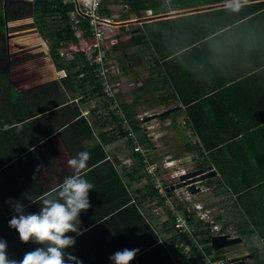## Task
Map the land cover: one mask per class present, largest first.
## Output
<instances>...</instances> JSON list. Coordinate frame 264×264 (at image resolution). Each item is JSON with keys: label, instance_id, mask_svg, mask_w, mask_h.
<instances>
[{"label": "crops", "instance_id": "crops-1", "mask_svg": "<svg viewBox=\"0 0 264 264\" xmlns=\"http://www.w3.org/2000/svg\"><path fill=\"white\" fill-rule=\"evenodd\" d=\"M134 1V6L131 0L102 2L104 13L116 25L107 43L113 59L121 69L118 76L121 78L120 85L116 93L124 114L135 119L139 114L156 112V120L153 121H158L154 130L155 140H150L141 126L137 130L134 127L135 121L132 123L135 133L142 131L141 138L136 133L140 143L147 148L153 146L147 157L150 163L159 162V156L164 155L165 159L179 160L178 166L189 167L190 172L206 166L216 170L215 175L196 183L199 190H191L190 201L175 197L173 187L167 185L168 198L175 202L179 213L183 205H202L203 209L199 211H206L211 220H216V215L225 210V200L228 203L230 197L236 200L238 195L255 190L258 194L255 200L264 201V182L251 183L255 179H264V0H239L238 10L229 6L234 5L235 0ZM10 23L6 32L11 35ZM115 27L119 33H114ZM141 35H144L146 42L140 39ZM45 47L49 48L47 45ZM49 50L46 53L34 52L48 55L51 59L49 63L16 70L25 73L54 65L42 72L37 81L33 79L37 83L26 79L20 88L11 86L14 88L12 91L22 94L17 108H24L23 120L20 122L24 123L20 143L23 146L22 154L11 163L16 175L24 182V196H29L24 208L28 213H38L41 198L66 177L73 175L68 160L79 152L87 151L90 154L87 162L89 165L91 151L97 143L107 153V158L100 163H107L106 168H117L120 176L125 173L134 174L135 180L131 182L133 185L129 187L126 178H123V182L132 195L130 203L138 205V194L133 189L143 184L139 185L142 181L136 183L139 172L138 169L134 171L133 166L135 154L142 159V164L143 157L134 150L123 123L122 129L114 130L110 124L101 126L106 118L98 117L97 130L92 136L87 135L79 119L85 117L89 123H93L94 119L88 116V111L98 107L99 99L87 98L85 96L88 94L64 83ZM21 53L24 55L23 51ZM74 53L79 52L67 55L73 57ZM26 56L13 65L35 57ZM51 74H55V77L47 79ZM166 78L169 79L168 83L165 82ZM120 86L129 92L124 95V100L119 97ZM124 104L129 106L127 111ZM167 131L177 134L178 139L165 142L163 138ZM100 132L105 135L103 141ZM121 138L126 139L129 152L125 151V145L118 144L112 153L110 145ZM194 146L201 149V156L190 151L189 148ZM198 161L200 164L197 165ZM129 162L133 165L128 168L124 164ZM98 164L88 167L86 174ZM143 165L144 172L151 179L150 196L157 190L160 199L167 205L166 194L156 188V181L166 184L171 180L174 169L162 167L156 178ZM101 169L103 171L97 169L93 172V177H105L107 172ZM93 177L91 174L85 176L93 185L89 192L91 208L80 215V228L87 230L80 236L68 233L75 238L76 244L65 251L76 256L82 264H108L111 261L108 257L117 251L118 245L115 251L111 250V240L104 234L116 238L122 230L125 231V227L122 229V226L113 225L112 217L117 210H105V203L99 199L100 196L103 198V193L99 196L95 193L94 183L98 185L105 180L99 182ZM144 181L146 186V179ZM168 208L175 219L173 209L170 206ZM156 210L155 207L150 214L156 217ZM194 213L196 210L189 215L196 216ZM99 214H103L99 222L105 224L106 229H94L95 224L87 222V219ZM244 226L233 223L226 228L225 233L234 232L239 237H247L244 235L249 234L246 231L249 226L247 223ZM98 231L106 239H100L97 242L99 247L94 248ZM211 232L212 237L222 235V232L214 229ZM89 233L92 234L89 236ZM29 243L40 247L32 241ZM210 245L216 248L212 242ZM186 248L189 250V246ZM226 248L216 249L222 251ZM228 260L229 264L236 263L233 257ZM130 264L148 263L145 260H132Z\"/></svg>", "mask_w": 264, "mask_h": 264}, {"label": "trees", "instance_id": "trees-1", "mask_svg": "<svg viewBox=\"0 0 264 264\" xmlns=\"http://www.w3.org/2000/svg\"><path fill=\"white\" fill-rule=\"evenodd\" d=\"M131 2L134 6L135 3L133 2L135 1L131 0ZM133 6L132 8H134ZM73 8L74 3L66 2V0H0V28L6 31L10 21V27H13L24 24L25 22H20L22 18H34V24L37 30L33 29L32 35L35 33L33 39H39L41 34L49 41V53L59 70L62 81L82 91L83 94H88L85 97L90 99L97 98L99 99L98 103L102 102L101 112H99L98 107L88 111L90 117L94 119L93 123L90 124L85 117L79 119V122L83 123L85 131H87V135L92 136L93 132L97 130L96 125L98 117L106 118L105 123H102L101 126L110 124L111 127H114V130H120L122 129L121 124L123 123L122 117L115 112L113 100L103 94L98 79L89 64L87 55L83 52H79L74 53L73 57L69 58L68 55L62 54L63 49L67 47L76 48L87 41L92 42L95 40L87 31L88 26L86 21L80 24V28L84 31L82 37L76 36L75 24L69 16V12ZM164 25L166 24L164 23ZM15 39L19 41V39L14 38V40ZM140 39L146 42L144 35H141ZM2 46L6 47L8 50L6 54L7 57L23 51L21 47L13 44H8V46H6L4 41L0 38V47ZM44 52L46 53L48 51ZM48 58L50 57L46 55L31 61L20 62L16 69H30L41 64L49 63L50 61ZM192 62L193 61H190L191 64ZM165 66L167 67L166 63ZM1 75L8 82V86L6 87L8 90L0 93V97H6V104L0 106V240L7 242L6 252L9 259L19 261L23 259L25 253L35 250L39 246L30 244L29 242H21L18 231L9 227V220L16 215L13 210L14 205L17 202H22L23 205H25L29 196H24V182L16 175L11 164L15 158L22 154L20 138L17 135L23 132L24 123H20L23 119H19L21 115L15 110V104L17 106V102L13 100V97H16L19 98L17 100L21 101L22 94L18 95L11 90L12 88L9 83L11 76L7 73ZM52 77H55V74L48 75L47 79H51ZM172 79L174 78L172 77ZM165 82L168 83L169 79L166 78ZM85 97L83 98L85 99ZM124 107L126 111L129 109V106L126 104H124ZM134 121L136 123H134ZM132 123H134V127H137L138 130L140 127L139 121L137 123L136 119H132ZM199 131L201 132V130ZM104 136L105 135L100 132L101 141H103V138L105 139ZM189 149L193 151V153H196L197 156L203 154L198 146ZM106 158L107 153L104 151L103 146L97 143L91 151V161L88 167L98 164ZM134 159V171L138 169L137 172H139L136 183L141 182L143 179L147 181L146 186L143 185L140 188L133 189V192L138 194V205L133 202L130 203L132 195L125 188L123 182V178H126L127 182H129L127 185L129 187L133 185L131 183L135 180L133 173H125L120 176L117 168L113 166L106 168L107 163H100L86 174V176L91 174V177H93V172L97 169L103 171L101 168H104L107 172L106 176L103 178L98 179L93 177L95 181H106V183L103 181L102 183H98V185L94 183L95 193L98 196L103 193V198H101V196L98 198L101 202L105 203V210H109L110 212L117 210L112 217L113 225L122 226V229L125 227V231L122 230L119 237L114 238L112 236L109 237L108 234H104L111 240V250L115 251L117 245V251L138 248L140 249L138 252L139 255L137 254L133 260H145L148 264H211L210 262L214 261H218L222 264H229V261H226L225 252L223 250H217L214 246L210 245L212 238V223L197 219L195 216L189 215V213L186 212L185 215H187L192 225L191 231H180L171 214V210L165 205L163 199H160L157 190L156 193L150 196L149 192L152 190L150 186L151 179L144 172L145 166L142 164V159L137 154H135ZM198 164H200L199 161L197 165ZM255 181L264 182V179H255L251 183ZM254 191L255 190L250 191L249 194L238 195L236 200L230 197L228 198V203L225 200V210L216 215L215 222L222 223L224 229L231 224L233 225V223L243 227H245L244 223H247L249 228H246V231L249 234L244 236H247L250 240L248 244L250 249L249 252L252 254V259L255 264H264V201L260 199L259 201L255 200L258 194ZM155 198L156 204L154 206L153 203ZM155 207L156 209L160 207L162 210L164 209L166 214L164 220L162 219V214L159 215L160 213H156V217L150 214ZM24 211L28 213L25 208ZM102 216L103 214H99L94 218L87 219V222L91 225L95 224L93 226L94 229H106L107 226L99 222ZM92 233H89V236ZM98 233L99 231L96 233L94 248L99 247L97 246V242L100 239H106L105 236ZM250 236H253L252 240ZM256 238L260 240V242H256ZM187 246H189V250H186ZM237 263L238 262L234 264ZM108 264H113V261H109Z\"/></svg>", "mask_w": 264, "mask_h": 264}, {"label": "clouds", "instance_id": "clouds-1", "mask_svg": "<svg viewBox=\"0 0 264 264\" xmlns=\"http://www.w3.org/2000/svg\"><path fill=\"white\" fill-rule=\"evenodd\" d=\"M229 6L238 10L239 0ZM89 159L90 154L82 151L68 160L73 175L66 177L61 184L41 198L42 204L38 213H25L22 202L14 205L16 215L9 220V227L18 231L21 242L32 241L45 246L25 253L23 259L17 261L9 259L6 252L7 242L0 240V264H82L81 260L65 250L76 244L75 238L67 235L68 233L80 236L87 230L80 228V215L91 208L89 192L93 185L85 178ZM207 223L217 225L215 220H207ZM225 231L226 228L221 227L219 232L229 234ZM139 251L138 248L124 249L111 255L109 259L113 264H130Z\"/></svg>", "mask_w": 264, "mask_h": 264}, {"label": "built area", "instance_id": "built-area-1", "mask_svg": "<svg viewBox=\"0 0 264 264\" xmlns=\"http://www.w3.org/2000/svg\"><path fill=\"white\" fill-rule=\"evenodd\" d=\"M66 1L74 3V8L69 12V16L75 24L76 36L82 37L84 31L82 28H80V24L83 21H86L88 26L87 31L95 38V40L92 42L87 41L80 47L73 48L71 53L83 52L85 55H87L89 64L98 79L103 94L113 100L115 112L123 117V128L127 133V137L132 141L134 150L140 153L143 157V164L146 165L147 172L151 176H156L157 178V172L160 168L169 167L174 169L171 173V180L167 181L166 184L160 180H157L156 188L162 193L166 194V204H171L170 207L173 209L177 227L184 232H190L191 223L186 217L187 215L179 213L174 205L175 202H172L168 198L169 196L167 194L168 186L173 187L172 191L175 197L182 201H190L191 190L188 187L192 184V177L182 179L183 175L190 172V168L178 166L179 160L177 159H166L164 162L160 163V165L158 164V161L150 163L147 157L152 152L153 146L147 148L140 143L132 126V119L124 114L121 104L119 103L116 91L117 87L120 85L118 76L121 73V69L118 66L116 60L113 59L107 43V39L112 31V28L116 26L115 21L104 13L102 6L103 0ZM64 52H62V54H65ZM135 119L139 121V125L144 128L143 130L148 133L149 139L155 140L156 133L154 130L158 125V121L155 123H153V121L156 120V112L139 114L135 117ZM202 209V205L197 203L196 214L194 213V215L203 220H211L209 214L206 211L202 213L199 211ZM185 210L187 213L193 212L189 207H186ZM220 229L221 227H218L217 225L214 226V230L220 231Z\"/></svg>", "mask_w": 264, "mask_h": 264}, {"label": "rangeland", "instance_id": "rangeland-1", "mask_svg": "<svg viewBox=\"0 0 264 264\" xmlns=\"http://www.w3.org/2000/svg\"><path fill=\"white\" fill-rule=\"evenodd\" d=\"M21 21H23L25 23L24 24H19L17 26H13L12 29H11V35L9 33H8V35H6L7 32L4 31V29L0 28V38L4 41V44L6 46H8V44L9 45L13 44V45H16L18 47H21L23 49V52H24L25 56L26 55H28V56L30 55V57L35 56L34 58H31L30 60H27V61H31L33 59H36V58L40 57V56L41 57L42 56H46V55H39L40 53H34V52L48 51L50 46H49V41H47L41 34L39 36V39H33V36H35V33L32 35L33 29L37 30V29H35L36 27L33 26V25H35L33 23V18L32 17H26V18H22L20 20V22ZM114 33H119V31H118V29H116V27L114 28ZM14 38L19 39V41H16V39L14 40ZM10 41H12L13 43H10ZM46 45L49 46V48L48 47L46 48L45 47ZM72 49L73 48H71V47H67V48L63 49V51H65L64 53L67 55V54H70L72 52ZM31 51H33L32 54H30ZM7 53H8V50L6 49V47H3V46L0 47V93H2L5 90H7L6 87L8 86V82L6 81V79H4V77H2L1 74H6L7 73L9 76H11L10 82H9L10 86L14 85L16 88H20V87H22V84H23L24 80L27 79L28 81L35 82V81L38 80V77L42 74V72H44V71L46 72V70H49V69H51L54 66V65H50V66H46V67H43V68H40V69H34V70H31V71H28V72H25V73H24V71L18 72V71H16L17 70L16 67H18L20 63L15 64V65H13V64L18 62L17 61L18 59H22L24 55L22 53H18V54H14L12 56L7 57L6 56ZM37 55H39V56H37ZM69 58H71V57H69ZM48 59H49V61H51L50 58H48ZM35 78H36V80L34 81L33 79H35ZM124 78H125V74H124L123 79ZM120 79L121 78L119 77L118 80L120 81ZM124 83H126V82H124ZM13 89L14 88H12L11 90H13ZM125 92H126L125 91V87L120 86V95H119V97H120L121 100H124L123 99L124 95L129 93V92H126V93ZM17 99H19V98L13 97L14 102H18L19 100H17ZM5 100H6L5 96L4 97H0V106H4L6 104ZM27 104H29V103L27 102ZM15 107L17 108L16 104H15ZM98 108H99V112H101L100 109H102V102L100 104H98ZM23 109L24 108L22 106H19L18 109H15L16 112L18 111V113H20V115H21V117L19 116V119L23 118ZM88 116L90 117L89 114H88ZM136 133L140 137V135L142 134V131L139 130V132H136ZM17 136L20 138V142H21L22 134H18ZM176 139H178V135L170 133L168 131L166 132V135L163 138V140L165 142H168L169 140H172V142H174ZM21 144H22V142H21ZM118 144L125 145V147H124L125 151L129 152V148L126 146V139L125 138H121V139H118L117 141H115L114 143H112L110 145L112 153L115 152V150L117 149V145ZM166 149H167V147H166ZM164 157H165L164 155L159 156V159H161V160H159V163H158L159 165H160V163H162V162H164L166 160ZM123 158H124V160L126 159V157H123ZM121 162H122V160H121ZM124 165L129 168L133 164H131L129 162V164L126 163ZM200 168L201 167H197L196 169H200ZM196 169H194V170H196ZM164 171L167 172V170H164ZM144 180L145 179H143L141 184H139V185H142V184L144 185L146 183ZM167 205L170 206L171 204L168 203ZM196 205L197 204L188 205L187 207H189L194 212L196 210ZM184 207L185 206L183 205L182 209L180 210L181 214H184V210H185ZM163 211H164V209L162 210L161 207H160V208H157L156 213L157 214L160 213L159 215L162 214V219L164 220L166 218V214H165V211L164 212ZM196 218L200 219L198 217H196ZM204 221H207V220H204ZM217 226L218 227H222V223L218 222ZM190 227H192V225H190ZM213 228H214V226L212 224L211 230ZM230 234L232 236H237L238 235V234H236L234 232H230ZM252 237L253 236H250L251 240H252ZM255 241L256 242H260V240H258L257 238H256ZM249 243H250V240L247 237H243V240L241 242L235 243L236 245L227 246L226 250L222 249L225 252V254H226L225 255L226 256V261H229L228 258L230 259V257H233L234 261L238 262L237 264H255L254 260L251 258L252 255L248 256V255H250V252H249L250 249H248L249 248V246H248ZM260 246H262V245H260ZM214 264H220V263H214Z\"/></svg>", "mask_w": 264, "mask_h": 264}, {"label": "water", "instance_id": "water-1", "mask_svg": "<svg viewBox=\"0 0 264 264\" xmlns=\"http://www.w3.org/2000/svg\"><path fill=\"white\" fill-rule=\"evenodd\" d=\"M34 19V18H33ZM212 166L202 167L200 169L193 170L189 173H186L182 176V179H186L192 177L194 182L203 181L208 178L210 175H215L216 170H212ZM192 180V179H191ZM192 182V181H191ZM189 189L192 191H198L196 184L190 185ZM243 240L242 237L235 236L232 237L229 234L215 235L212 237L211 242L216 248H221L229 245H233L235 243L241 242ZM252 254L248 255L251 256Z\"/></svg>", "mask_w": 264, "mask_h": 264}, {"label": "bare ground", "instance_id": "bare-ground-1", "mask_svg": "<svg viewBox=\"0 0 264 264\" xmlns=\"http://www.w3.org/2000/svg\"><path fill=\"white\" fill-rule=\"evenodd\" d=\"M197 182H194V180H193V178H192V184L191 185H193V184H196Z\"/></svg>", "mask_w": 264, "mask_h": 264}]
</instances>
